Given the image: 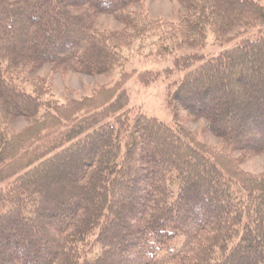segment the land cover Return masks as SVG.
<instances>
[{"label": "trees", "instance_id": "trees-1", "mask_svg": "<svg viewBox=\"0 0 264 264\" xmlns=\"http://www.w3.org/2000/svg\"><path fill=\"white\" fill-rule=\"evenodd\" d=\"M142 1L0 0V163L10 160L0 182L12 178L0 189V264H264V173L245 175L236 195L178 124L122 114L94 127L122 94L92 116V130L64 133L69 144L52 156L35 148L25 164L28 152L7 157L6 125L52 116L41 113L35 85L13 79L18 69L111 73L123 39L98 31L95 18L112 15L134 31L145 18L128 9ZM177 1L185 12L171 27L176 46L264 20V0ZM169 69L184 71L170 83L172 111L204 119L243 158L264 152V33L204 61L175 57Z\"/></svg>", "mask_w": 264, "mask_h": 264}, {"label": "rangeland", "instance_id": "rangeland-1", "mask_svg": "<svg viewBox=\"0 0 264 264\" xmlns=\"http://www.w3.org/2000/svg\"><path fill=\"white\" fill-rule=\"evenodd\" d=\"M129 11L145 18L134 31L127 30L112 15L98 14L95 18L98 31H108L123 39L118 47L121 60L111 73L85 74L71 69H54L50 64H44L30 74L25 71L26 67L18 69L13 79L27 85L28 91L31 90V83L35 85L46 105L41 113L49 108L46 112L54 117L47 115L41 118L42 123L39 125H32L30 120L22 117L11 121L3 131L11 142L8 156L3 157L12 158V153L13 157H18L28 152L23 156L25 164L34 157L32 151L35 148L38 155L52 156L60 146L69 144L65 141L66 132L79 124L84 125L85 131L92 130L88 129L93 124L92 116L106 110L108 104L111 105L123 95L117 101L114 107L116 109L98 117L99 122L94 127L122 114L128 115L130 119L144 114L171 127L178 124L193 144L203 147L238 195L242 178L258 177L264 173V152L243 158L240 152L229 150L218 137L211 134L204 119L192 121L184 110L172 111L168 104L170 83L182 77L184 71L174 69L171 72L169 68H173L175 57L195 53L204 61L246 37L264 33V20H256L248 26L238 25L222 35H215L208 30L203 44L198 47L185 44L176 46L179 42H176V34L171 27L177 24L179 17L185 12L177 0H143L130 7ZM113 43L118 44V41ZM165 44L169 51L163 49ZM200 62H195L193 67ZM53 147L58 149L52 151ZM8 163L10 160L5 158L3 164L0 163V171ZM22 164L23 161L20 160L16 168ZM6 175L7 173L4 176ZM8 179L0 182V189L12 180Z\"/></svg>", "mask_w": 264, "mask_h": 264}, {"label": "bare ground", "instance_id": "bare-ground-1", "mask_svg": "<svg viewBox=\"0 0 264 264\" xmlns=\"http://www.w3.org/2000/svg\"><path fill=\"white\" fill-rule=\"evenodd\" d=\"M5 186V185H4Z\"/></svg>", "mask_w": 264, "mask_h": 264}]
</instances>
